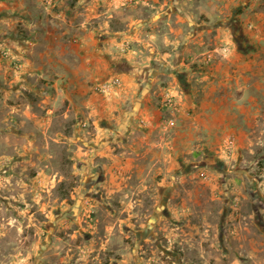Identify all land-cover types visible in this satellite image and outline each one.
<instances>
[{"label": "rangeland", "instance_id": "1", "mask_svg": "<svg viewBox=\"0 0 264 264\" xmlns=\"http://www.w3.org/2000/svg\"><path fill=\"white\" fill-rule=\"evenodd\" d=\"M201 2L0 0V264H264V98L227 142L208 147L177 144V102L160 96L189 89L202 53L253 46L242 30L264 27L253 17L264 0L222 20L202 15ZM201 27L215 31L186 54ZM63 46L94 61L86 75L75 62L72 76L86 78L89 95L108 78L94 59L105 47L136 80L157 78L94 112L62 87L71 74L46 63ZM41 65L51 69L44 76ZM154 111L168 129L142 125Z\"/></svg>", "mask_w": 264, "mask_h": 264}, {"label": "crops", "instance_id": "2", "mask_svg": "<svg viewBox=\"0 0 264 264\" xmlns=\"http://www.w3.org/2000/svg\"><path fill=\"white\" fill-rule=\"evenodd\" d=\"M248 1L249 0H211L205 3L204 0H202L200 7L201 14H206L208 17H218L219 20H222L221 18L225 16L226 11H233L235 9L234 12L236 13L238 9L245 6ZM263 16L262 9L253 14L255 21L263 20ZM246 20L247 19H243V21ZM201 28L202 30L197 33L198 35L195 36L194 41L191 40L190 44L185 46L186 54L193 51V42H195V50L204 49L205 36L215 31L214 28ZM232 33L235 35L234 31ZM242 33L245 36L242 42L246 40L250 42V44H253V46L248 48L247 46L242 47L241 43L238 42L236 46L234 44L232 47L229 45L221 49L217 47L215 50L218 52L221 51L224 54V56L219 59L217 56H214L213 53L209 55H207L208 52L202 53V58L200 57L201 69L199 73H196L197 75H194L193 79L189 78V82H192L189 89L186 88L187 86H185V88H177L176 86L170 90L164 88L163 92H160L162 98L164 97L165 99L168 98V96H172L177 102V108L174 110L169 109V111H173L172 113L177 114L178 117L175 118V122H178L177 126L180 132L177 142L178 145L196 139H206L204 146L208 147L222 144L225 141L227 142L230 138L228 135L232 134V130L236 129L239 122L246 120L250 115H256L257 112L263 108V22L260 21L258 27L253 31L244 28ZM219 36V34L216 35V38L219 39ZM153 38H156V35H153ZM228 42L234 43L236 40L232 37L228 39ZM149 44L155 45L152 41H149ZM105 49L106 51L102 49L101 51L98 50V53L96 49L95 53H97V56H94L95 61L100 63L105 62L109 65V71H104L105 74L103 78L118 77L122 82L121 87L115 88L111 94L92 92V94L89 95L90 89L87 86L86 78L78 85L75 84V80L72 77L73 73L77 72L74 66L75 62L81 61L80 63L84 64V70L81 71L83 75H86L85 69L88 65H92V62H94L89 59L87 56L88 53H79V59H72L69 56H65V52H69V47L66 49V47L63 46L60 57L57 60L49 58L46 63L49 64L50 68H53L55 72L56 68L58 70V67L60 70L65 71L66 73L63 74L64 76L67 73L71 74V76L66 79L67 82L62 85V87L66 89L67 95H70L73 99L81 98V105L93 108L94 112L108 113L112 109L113 94H118V102H124L132 96L134 90H137L138 82L141 85H147L150 84L154 78H157V76L154 74L150 79L148 75L146 78H141L142 80H140V77H137L139 80H136L131 75L132 73L130 74L129 72L132 71L133 65L129 61H126L127 63L124 65L123 61H118L117 57H113L107 53L109 51L106 47ZM84 50L87 52L88 47H85ZM47 56H51V54L48 52ZM85 60L87 64L84 63ZM113 63H116L118 68H112L111 65ZM31 64L32 63H30V66L26 65L25 67V72L30 73V75L35 71L34 66ZM122 64L125 66V69L123 66H120ZM183 64L187 65V62ZM49 66L46 67L41 65L36 70L40 71L44 76L51 70ZM134 66L136 71H141L139 70L141 67H137L139 65ZM79 78H81V75ZM60 81V79L55 80L53 85L59 87ZM177 84H179V82H177ZM253 101L254 103H251ZM146 109L147 111H153L152 107L148 108V106H146ZM139 113L141 114V111ZM157 113V111H154L151 115L152 119H141L140 122L142 125L150 127V129L155 128V125L158 127L163 126L168 129L169 127H166V122L162 119L161 115L158 121H155ZM134 117L137 116L132 115V117L129 118L132 127L136 126V122L132 119Z\"/></svg>", "mask_w": 264, "mask_h": 264}, {"label": "built area", "instance_id": "3", "mask_svg": "<svg viewBox=\"0 0 264 264\" xmlns=\"http://www.w3.org/2000/svg\"><path fill=\"white\" fill-rule=\"evenodd\" d=\"M122 82L120 79H118L117 77H112L109 78L105 81L100 82L97 86H96V90L100 93H104V94H111L115 88L117 87H121ZM168 103L167 105H169L170 107L173 106L172 104V99H168ZM172 120H170L169 124H172Z\"/></svg>", "mask_w": 264, "mask_h": 264}]
</instances>
